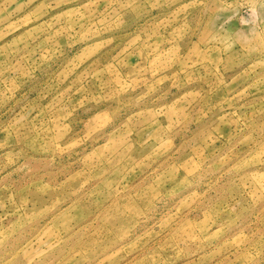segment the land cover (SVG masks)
<instances>
[{
  "label": "rangeland",
  "instance_id": "1",
  "mask_svg": "<svg viewBox=\"0 0 264 264\" xmlns=\"http://www.w3.org/2000/svg\"><path fill=\"white\" fill-rule=\"evenodd\" d=\"M0 264H264V0H0Z\"/></svg>",
  "mask_w": 264,
  "mask_h": 264
}]
</instances>
